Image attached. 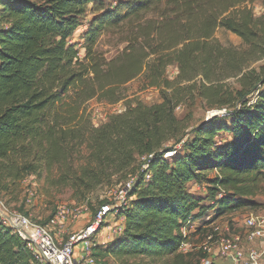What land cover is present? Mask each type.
Segmentation results:
<instances>
[{
    "label": "trees",
    "instance_id": "trees-1",
    "mask_svg": "<svg viewBox=\"0 0 264 264\" xmlns=\"http://www.w3.org/2000/svg\"><path fill=\"white\" fill-rule=\"evenodd\" d=\"M94 1L0 0V193L11 199L25 177L56 168L58 185L88 206L90 194L136 176L116 215L122 233L93 248L97 264H200L203 254L180 252L188 240L183 231L209 210L218 218L254 207L248 198L264 181V14L253 15L255 0ZM89 6L94 17L80 56L68 40ZM120 29L125 46L107 60L96 45ZM219 29L242 46H222L214 37ZM171 66L177 73L169 81ZM140 76L161 102H128L93 127L85 103L117 104L122 88ZM195 98L224 113L183 140L175 110ZM188 184L204 185L209 204ZM0 264H34L25 243L1 224Z\"/></svg>",
    "mask_w": 264,
    "mask_h": 264
},
{
    "label": "rangeland",
    "instance_id": "rangeland-1",
    "mask_svg": "<svg viewBox=\"0 0 264 264\" xmlns=\"http://www.w3.org/2000/svg\"><path fill=\"white\" fill-rule=\"evenodd\" d=\"M122 1L124 0H96L94 2H102L105 7H110V5L113 6L116 3ZM249 7L252 9V13L256 18L264 14L261 0H255L249 5ZM90 10L91 7L89 6L86 15L79 18L81 26L78 27L72 37L68 40L69 44L76 45L80 56H83V50L80 48L82 44V35L86 30L88 22L94 17L89 13ZM123 33L124 29L110 30L103 33V35L99 38L96 49L101 52L107 60L114 58L123 50L125 46L122 42ZM214 37L224 47L239 48L242 46L241 40L239 38L222 29L217 30ZM261 64L262 62H258L252 67L257 68ZM176 73V68L171 66L167 68L165 75L169 81H172L175 78ZM227 83L233 89H239V86L235 83V80H228ZM122 89L124 91L125 99L117 104L110 105L104 102H98L97 100H91L85 103L84 107L86 109V115L89 117V120L91 121L90 123L93 125V127H99L100 125L104 124L107 122L109 116L113 114L122 113L125 109L126 103L128 102H132L133 105L138 102L144 106H152L161 102L159 92L156 89L145 88L143 76H140L129 82ZM223 113L224 111L207 108V106H205V104L197 98H195L191 104L187 103L185 105L179 106L175 110V116L177 119L184 122L186 135L184 136L183 140L191 138L190 132L202 122L207 121L212 117L220 116ZM176 146L177 149H180L181 144ZM164 158H168L167 153L165 154ZM142 160L143 159H138L137 162L140 163ZM78 161L79 162H75V166H78L83 162L82 160ZM59 174V171L56 168H53L49 172L43 171L40 176L29 175L20 182L17 191H15V194L11 197V199L5 194L0 193V201L5 205L6 208L12 211L29 215L33 220L45 222L55 212L57 207L62 205L71 207L72 205L80 204V202H76L72 199V192L69 190V188L58 185L57 180L59 178ZM204 188V185H187L189 192L205 198L206 194ZM110 189L111 186L103 187L102 189L97 190L87 197V201L89 203V213L91 216H93L97 211L99 202L103 200L106 201V196ZM30 195L31 198L29 202L28 197ZM248 200L255 203L256 205L254 207H246L233 211L223 215L222 217L216 218L213 215V211L209 210L202 220L193 223L187 231H184L188 236V240L181 247L180 252L190 253L194 255L192 258H196L198 254L201 253L199 247L204 242L205 234L209 233L213 227L218 228L220 231H224L227 227L233 229V227L239 224L238 222H240L243 216L247 213L264 212V181L258 183L255 196L248 198ZM209 201L210 198H205L204 204L208 205ZM119 218H121V216H119ZM108 219L112 222L115 220V217H113V215L109 216L107 217L106 221ZM197 227H200V230L202 231L197 232ZM79 230L80 226L78 224H74L64 230V233H62L60 239L65 242L71 237L73 233H76ZM98 238L100 242L102 241L104 244L110 242H104L100 239V236ZM97 245L101 246L102 244ZM107 261V264H159L152 263L144 259H134L128 260L126 262H120L114 259H108Z\"/></svg>",
    "mask_w": 264,
    "mask_h": 264
},
{
    "label": "built area",
    "instance_id": "built-area-1",
    "mask_svg": "<svg viewBox=\"0 0 264 264\" xmlns=\"http://www.w3.org/2000/svg\"><path fill=\"white\" fill-rule=\"evenodd\" d=\"M167 155L169 157L170 153ZM146 167L143 165L142 170ZM148 178L146 174L145 179ZM136 179V176H130L111 187L106 203L98 207L93 216L85 204L62 205L45 224L6 208L0 201V224L25 243L34 264H97L93 248L100 242L98 237L105 242L122 233L123 220L116 215L126 204ZM30 198L31 195L29 202ZM112 215L115 220L106 221ZM238 223L233 229L227 227L220 231L213 227L205 234L199 247L204 255L200 264H264V212L247 213ZM74 224H78L80 230L63 242L60 239L62 233Z\"/></svg>",
    "mask_w": 264,
    "mask_h": 264
},
{
    "label": "crops",
    "instance_id": "crops-1",
    "mask_svg": "<svg viewBox=\"0 0 264 264\" xmlns=\"http://www.w3.org/2000/svg\"><path fill=\"white\" fill-rule=\"evenodd\" d=\"M121 220H123V217L119 218ZM206 227V226H205ZM112 239L108 240V241H111ZM99 244H104L103 242H99Z\"/></svg>",
    "mask_w": 264,
    "mask_h": 264
}]
</instances>
